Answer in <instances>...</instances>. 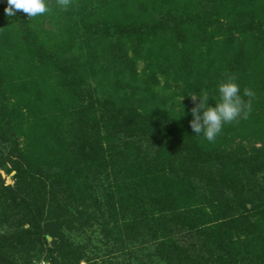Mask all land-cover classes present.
<instances>
[{
  "label": "trees",
  "instance_id": "16d2710c",
  "mask_svg": "<svg viewBox=\"0 0 264 264\" xmlns=\"http://www.w3.org/2000/svg\"><path fill=\"white\" fill-rule=\"evenodd\" d=\"M258 1L0 0V264H264ZM226 76L250 111L208 142L187 94ZM92 228L97 260L69 237Z\"/></svg>",
  "mask_w": 264,
  "mask_h": 264
},
{
  "label": "clouds",
  "instance_id": "9594fccd",
  "mask_svg": "<svg viewBox=\"0 0 264 264\" xmlns=\"http://www.w3.org/2000/svg\"><path fill=\"white\" fill-rule=\"evenodd\" d=\"M8 7L4 9L5 15L15 16V11L20 10L27 17H36L49 11V6L44 0H6ZM70 0H57L60 9H67ZM216 101L209 105V96L205 92L193 91L187 94L192 107L188 110L191 119L189 128L192 133L202 136L208 142L215 140L221 132L222 126L236 120L238 117L246 118L250 111V102H245L241 95L235 77L226 76L216 85ZM253 93L243 90V96L250 97ZM183 98L180 99L183 100ZM179 101V102H180ZM180 104V103H179Z\"/></svg>",
  "mask_w": 264,
  "mask_h": 264
},
{
  "label": "rangeland",
  "instance_id": "374dc122",
  "mask_svg": "<svg viewBox=\"0 0 264 264\" xmlns=\"http://www.w3.org/2000/svg\"><path fill=\"white\" fill-rule=\"evenodd\" d=\"M259 1H260V3H264L263 0H259ZM201 3L203 4L202 1H201ZM258 15H259V17H261L263 19L264 18V11H259ZM43 25H45L47 29H49L50 27L53 28V23L52 22L50 23L48 18H46L44 20ZM141 68H142V65L139 66V69H141ZM180 99L181 98L179 97V101H180ZM180 102H182V100ZM1 177L4 180L6 185H12L11 178L7 177L3 172H1ZM69 237H70V240L72 242L86 245L87 246V249H86L87 255L90 258H95L97 260V259L102 258V256L105 254L104 253L105 245L101 241L96 228H92L90 230H87L85 232H80L78 234H70ZM32 255L33 254L29 255V258L25 257V258H27V264H33V262H38V261L43 260L42 258L40 260L36 259ZM21 259L22 258H20V260ZM110 259H111V261H110L111 264H120L121 263V258L119 256L113 255L112 257H110ZM20 260H19V264H24ZM81 264H84V263H81Z\"/></svg>",
  "mask_w": 264,
  "mask_h": 264
},
{
  "label": "built area",
  "instance_id": "2783aa9c",
  "mask_svg": "<svg viewBox=\"0 0 264 264\" xmlns=\"http://www.w3.org/2000/svg\"><path fill=\"white\" fill-rule=\"evenodd\" d=\"M33 264H51L49 261L41 260L38 262H33Z\"/></svg>",
  "mask_w": 264,
  "mask_h": 264
}]
</instances>
